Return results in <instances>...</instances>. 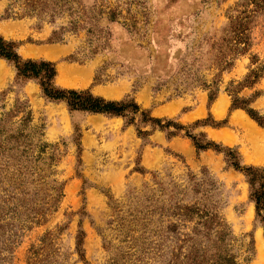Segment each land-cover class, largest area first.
Here are the masks:
<instances>
[{"label": "rangeland", "instance_id": "374dc122", "mask_svg": "<svg viewBox=\"0 0 264 264\" xmlns=\"http://www.w3.org/2000/svg\"><path fill=\"white\" fill-rule=\"evenodd\" d=\"M77 1L74 15L58 12L52 20V12L25 16L22 2L0 0V36L17 43L25 60L55 62L57 87L90 90L106 100H133L154 118L176 121L195 135L203 133L237 150L243 165L264 168V127L244 109L232 108L226 91L231 80L242 81L251 68L264 63V10L251 25L249 52L221 74L217 97L209 102L204 83L210 84L218 73L212 66V42L225 32L229 14H236L233 10L241 0ZM73 20L79 24L74 30ZM62 27L69 28L60 32L64 41L49 42ZM253 56L256 65L251 64ZM16 75L15 66L0 57V113L11 110L18 97L28 101L34 123L44 125V141L59 144L58 179L64 182V195L47 223L25 232L11 264H27L29 248L49 230L57 237L65 264H84L75 252L80 231L85 233L83 249L89 264H109V248L119 241L108 227L109 196L125 208L133 207L131 196L153 185L155 175L161 181L185 184L191 175L215 180L224 201L223 216L237 238L239 264H264L258 241V235L264 241V226L257 218L250 185L223 153L198 151L183 134L168 138L166 131L142 123L139 115L128 124L122 116L71 112L66 102L47 99L36 79L16 85ZM256 92L260 96L250 106L264 115V77L239 95L252 99ZM241 114L256 125L255 135ZM197 121L207 123L195 125ZM76 128L81 132L80 151L74 140ZM138 129L149 134L139 136Z\"/></svg>", "mask_w": 264, "mask_h": 264}, {"label": "trees", "instance_id": "16d2710c", "mask_svg": "<svg viewBox=\"0 0 264 264\" xmlns=\"http://www.w3.org/2000/svg\"><path fill=\"white\" fill-rule=\"evenodd\" d=\"M76 1L15 0V3L22 2L25 16L52 12L54 20L58 12L68 11L70 16L74 15L79 6ZM10 7L13 2L9 3V12ZM262 10L264 0L239 1L233 10L236 14H229L225 32L212 42L215 51L212 66L218 73L210 84L204 83L209 91V102L217 97L221 74L231 70L236 60L249 52L251 25ZM78 25V21L73 20L70 29L74 30ZM68 30L62 27L54 31L49 42L64 41L60 32ZM0 57L15 66L16 85L22 86L25 81L36 79L47 99L66 102L71 112L122 116L127 118L128 124L134 123L139 115L142 123L166 131L168 138L183 134L193 141L198 151L213 149L223 153L229 165L246 176L257 218L264 226V168L243 165L237 150L217 144L203 133L195 135L189 127L176 121L154 118L133 100L112 101L96 96L90 90L59 88L55 84V62L25 60L17 52V43L1 36ZM72 58L71 55L67 59ZM257 63V57L253 56L251 64ZM262 77L264 63L251 68L242 81L231 80L226 91L232 96V108L244 109L264 127V115L250 106L260 92H256L252 99L239 95L245 88H253ZM6 94L4 91L3 95ZM201 123L207 121H197L195 125ZM43 128L44 125L34 123L28 101L19 97L11 110L0 113V264L12 263L15 247L25 232L47 223L58 210L64 195V182L58 179L59 144L44 141ZM138 134L144 137L149 132L138 129ZM80 138L81 132L76 128L74 140L79 151ZM153 182L151 186L146 185L141 194L131 196L133 207L125 208L109 196L112 214L108 227L117 233L119 240L117 246L112 250L109 248V264H153L156 261L165 264H239L237 238L223 216L224 201L215 180L191 175L185 184L173 179L161 181L155 175ZM84 237L83 231L76 236L75 252L80 261L89 264L84 255ZM104 240L108 242L106 236ZM61 256L57 237L49 230L29 248L27 264H65Z\"/></svg>", "mask_w": 264, "mask_h": 264}, {"label": "bare ground", "instance_id": "6f19581e", "mask_svg": "<svg viewBox=\"0 0 264 264\" xmlns=\"http://www.w3.org/2000/svg\"><path fill=\"white\" fill-rule=\"evenodd\" d=\"M239 118L241 119L243 124L249 128L251 134H254L253 132H255L257 129L256 125L253 124L252 121L248 117H246L244 114L239 115ZM258 241H259V248H260V257H263L264 256V241L261 239L260 235H258Z\"/></svg>", "mask_w": 264, "mask_h": 264}, {"label": "crops", "instance_id": "0c3cea01", "mask_svg": "<svg viewBox=\"0 0 264 264\" xmlns=\"http://www.w3.org/2000/svg\"><path fill=\"white\" fill-rule=\"evenodd\" d=\"M170 105V104H169ZM169 105H165V106H163V108H169V107H176V105H172V106H169Z\"/></svg>", "mask_w": 264, "mask_h": 264}]
</instances>
